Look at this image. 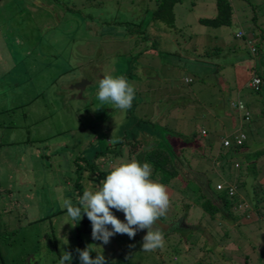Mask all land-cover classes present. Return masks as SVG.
<instances>
[{"label":"rangeland","instance_id":"1","mask_svg":"<svg viewBox=\"0 0 264 264\" xmlns=\"http://www.w3.org/2000/svg\"><path fill=\"white\" fill-rule=\"evenodd\" d=\"M144 1L0 0V106L17 108L0 113V264H59L66 252L73 259L65 264H80L76 250L88 245L103 252L106 264H243L244 257L246 264H264V217L253 214L250 203L252 185L264 186V156L256 161L258 181L252 173L242 176L237 196L248 207L236 210L241 218H210L195 204V181L204 188L208 181L222 195L216 184L233 182V162L245 160L217 148L239 126L230 101L251 103L252 120L244 125L253 128L249 152L264 150V124L254 120L258 96L247 86L253 69L264 71V33L256 27L264 30V0H233L232 23L219 28L198 23L215 15V0H179L173 27L152 20L153 7ZM238 31L244 36L237 38ZM105 75L124 76L134 87L129 109L97 99ZM83 80L78 92L74 85ZM202 127L215 130L204 155L187 144L200 138ZM153 131L174 133L187 147L176 157L181 179L170 183L184 187L189 179L190 190L184 197L167 189L170 206L161 217L174 222L172 234L153 252L142 250L146 230L134 238L116 234L108 244L94 241L86 214L73 221L62 207L63 199L76 201L81 175L83 192L104 180L87 181L84 170L72 171L75 158L89 159L95 147L102 170L136 161L133 135ZM186 163L197 171H183ZM112 211L124 221L122 212ZM178 217L190 231L180 229Z\"/></svg>","mask_w":264,"mask_h":264},{"label":"clouds","instance_id":"2","mask_svg":"<svg viewBox=\"0 0 264 264\" xmlns=\"http://www.w3.org/2000/svg\"><path fill=\"white\" fill-rule=\"evenodd\" d=\"M238 33H240V35ZM235 36L240 38L244 36V33L242 31H238ZM247 43H250V41ZM251 80L247 84V86L250 88H252L249 85ZM96 95L100 102L110 103L116 109L125 111L132 105V101L135 98V89L129 84L127 78L124 76L113 77L111 75H105L99 81L98 92ZM232 102L230 101L229 103ZM237 102H240L243 105V102ZM243 111L244 109L240 111L241 114ZM150 134H152V132ZM166 135H162V138L166 139ZM192 138L194 139V137ZM180 140L183 141L182 139ZM142 141L143 138L140 137V142ZM140 142H137L136 145H140ZM131 143H134V140H132ZM190 143H192V145L189 146L190 148L195 147L194 149L200 152V147L203 148L205 146V144H203V134L200 135V138H195L194 141ZM178 144L182 145L180 141ZM142 146L143 145H141V148L139 149L140 153L143 152ZM157 148L167 151L172 157L171 160L175 158H173L171 154L172 151L170 153L164 148ZM139 150H137V152ZM199 152L196 153L202 154ZM108 162H111V160ZM172 164L177 170L175 162L172 161ZM185 168L187 171H190L188 170L190 166H188L187 163ZM103 171L109 173L101 182V186L94 191L85 190L78 198L79 206H74L72 200L70 199H63L62 207L66 209L68 217H70L73 221H80L82 219V214H86L92 225V239L94 241H100L102 244H108L110 242V238L116 234H126L129 238H134L138 231L146 230V234L143 236L142 250L145 252H153L159 248H162L165 243L164 235L172 234V230H174V222H166L161 219V217L167 214L169 209L170 196L165 185L151 179V165L147 162H143V164H141L136 158V161L131 160L113 167L111 166L110 169ZM188 180L189 179H187V181ZM195 182L197 183V187L201 188L200 192L204 194V187L200 186L197 181ZM221 185L223 184L219 183L216 185V187L221 188ZM211 192L214 194V198H210V196H206L205 194L204 195L212 203L221 204V201H219L216 193L213 191ZM234 193V186L229 185L227 190L228 197L232 198ZM238 200L240 202H234V204H236L234 205V208L236 210H246L248 207L247 204H245L246 206L243 207L244 201H242L240 198H238ZM113 209L124 214V221H121L116 215H114L112 211ZM158 220L162 223L168 224L169 227L165 231L162 230L161 225L157 224ZM181 220L183 221V227H187L185 225L186 220L184 221L183 218ZM76 251L79 255L80 264H106V258L103 255V252L101 253L99 251L98 247L88 245L85 249H77ZM93 252L96 253L95 258H93L91 255ZM72 259V254L70 252H66V254L61 256L59 264H65V261L70 262Z\"/></svg>","mask_w":264,"mask_h":264},{"label":"trees","instance_id":"3","mask_svg":"<svg viewBox=\"0 0 264 264\" xmlns=\"http://www.w3.org/2000/svg\"><path fill=\"white\" fill-rule=\"evenodd\" d=\"M232 1L233 0H215V9H216L215 15L211 18H199L198 23H200L203 26L211 27V28L230 26L232 23V20H233L232 9L234 8ZM144 2L146 4L147 9L150 5H151V7H153L150 11V15H151L152 20L157 21V22H162L165 25H168V27H173L174 20H175L173 8H174V5L179 2V0H145ZM245 2H247V1H245ZM98 5H99V3H98ZM247 6L250 9V11H252V12L254 11L252 8V4L248 3ZM255 19L256 18H255V14H254L251 17V20L256 23ZM256 27L261 31V33H264V30L262 27H258V26H256ZM262 37L263 36H261V38ZM253 38L256 39L258 37L255 35V36H252V39ZM247 41H250V40H247ZM255 50L257 53L262 52V47L259 43L255 44ZM252 77H257L260 80V83H259L258 88L256 90L249 87L251 89V91L256 93V95L258 96V98H257L258 100L255 99V102L259 101L258 113H257L256 117L254 118V120L258 119L259 123L264 124V89H262V86H264V71L262 73L258 69H253ZM189 80L190 79H188L187 81H189ZM250 104L251 103H243L244 111L241 114L240 111H238L236 108H233L231 103H229V106L232 109V111L236 112L238 114V116H236V117L238 118L239 126L237 129L233 130L229 134H224L220 138V140H219L220 142L217 145V148L219 150L220 149L225 150L226 156L241 155L242 157L245 158V160L241 161L242 166H241L239 161L233 162L234 163L233 170L236 171V172H234V174H235L234 179L235 180L233 181L231 179L233 182L229 181L228 184H226L224 186L221 185V188L215 187L216 191H218V192L220 191V193H222V195H220L216 192V196L219 198V201H221V204L212 203L204 194H202L200 192L201 188L198 187L197 192H198L199 196H198V198H195V200H196L195 204L199 205V207L202 209V211H204L206 214H208L210 218H213L216 214L220 215L222 218H226V217H229L230 219H237V217L241 218L242 217L241 215L237 216V214H236V209L234 208V205H236V204H234V202H236V203L240 202L237 198V194L240 193L238 191V189L240 187L243 188L244 184H245V182L242 180V176H243V174L245 175L247 173H252L253 177L255 176L254 178L256 179V181H258L256 161L259 159V157L264 156V150L258 149L255 152H249L251 145H248L247 138H248L250 131H252L253 128L252 127L247 128L244 125L247 124V123H245L246 121L250 122L252 120V115H251L250 110H249V107L251 106ZM16 109L17 108H15V107H6V106L2 107V106H0V113H7V112L10 113L11 111H16ZM245 112L247 113V116L245 115ZM246 118H248V119H246ZM137 124H140V122H137ZM24 127L28 128V125H26V123H24ZM244 127H245V129H244ZM203 128L204 127H202L200 129V135L203 134V142H204V144L207 145V146H204V148H206V152H210L212 150L211 148H212V144H213V139L212 138L207 139V138H208L210 131L212 133H215L214 132L215 130H213L211 128H210V130L206 129V128L203 129ZM248 131H249V133H248ZM239 134H243L244 139L241 141L240 144H237L236 138L239 136ZM134 137H136V136L133 135L132 140L135 139ZM26 138H28V137H26ZM224 138H226L229 141L228 146L223 145L222 139H224ZM249 138H250V135H249ZM40 141H42V140H40ZM136 143H137L136 141H134V143H131L132 152H134L133 148H135L137 146ZM100 154H102V153H100L99 151L93 150V154L89 157V159H86L84 157H76L74 162H73L74 163V169L72 171H77L79 174H82L81 171L84 170L85 174L87 175V177H86L87 181L99 182L100 180L105 179L109 172L103 171L102 170L103 166L101 167L100 164H98L97 160L99 161L98 157ZM136 158H137V160L140 159V161H142L144 163L147 162L148 164L151 165V168H152L151 179H155V180H157V182L165 185L166 189H168V188L173 189L176 192L179 191L181 194H182V192H184L183 196L184 197L187 196V193L190 190L189 189V182L186 181V183H184V187L178 186L174 183H170V180H174L175 177H179L180 179H181V177L179 176L180 173H178V171L175 169L174 165L172 164V160H171L172 157L169 155V153L167 151L161 150L160 148H154V149H150V150L141 152ZM251 158H253L254 160L252 161ZM241 167H242V169H241L242 171L240 172ZM261 172H263V171H261ZM93 175H94V177H92ZM81 176L79 179L77 178L75 180V188L77 190L78 197L76 198V201L73 202V205L75 204L74 206H79L78 205V198H79V196H81L83 194L82 187H80ZM206 183L208 185V189L211 190V186L209 185V182L207 181ZM217 184H219V183H217ZM232 184H234L235 193H234V195H232V198H229L227 195V190L229 188V185H232ZM252 188H253V192H252V196L250 197V203L253 206V209L255 210V212L253 214H255L257 217H259V216L264 217V186L261 183H259V181H258L257 183L252 185ZM217 189H219V190H217ZM177 200H179V199H177ZM246 211H247V209L244 210L243 213H245ZM220 229L224 230L223 233L225 235L228 232V230L223 226ZM206 248H207V246L203 245V252L209 251V249H206ZM246 262H247V258L244 257L243 264H246ZM201 263H202L201 261H199V262L195 261V264H201ZM203 264H207V263L203 262ZM232 264H235V263H232Z\"/></svg>","mask_w":264,"mask_h":264},{"label":"crops","instance_id":"4","mask_svg":"<svg viewBox=\"0 0 264 264\" xmlns=\"http://www.w3.org/2000/svg\"><path fill=\"white\" fill-rule=\"evenodd\" d=\"M186 105L184 107L191 106V105H187V106ZM162 135H166V134L165 133L163 134L162 132L157 134L156 131H153L152 134H150V133L143 134L142 132H140V133L134 134V136H139V137H136V138L134 137L135 138L134 141L140 142V137L143 138V141L145 142V145L142 142H140L141 144L138 146V149H140L141 148L140 146L143 145L142 147H145V148L147 147L149 150L157 148V147H161V148H164V149L168 150L169 152L172 151V153L171 152L170 153L172 154L173 158L175 157L172 161L175 162V165L176 164H178V165L181 164L180 162L177 161L176 157H180L182 151L184 149H186L187 147L183 143H182V145H179L178 143H176V141L179 140L180 138L175 136L174 134L166 135L165 136L166 139L162 138ZM190 145H192V143H189V146ZM94 151H95V147H94ZM200 152L203 155L206 154V148H204V147L201 148L200 147ZM139 154H140V150L137 152V155H135V156H138ZM181 160H183V162H184V158H182ZM138 162L143 164V162L140 161V159L138 160ZM182 169L184 171V169H186V168L182 167ZM188 170L194 171V172L197 171V169L194 168V167H190V168H188ZM168 190L170 191V193L174 192L173 189H169L168 188ZM175 194H176V191H175ZM186 214H187V212H186ZM183 220L185 221V218H183Z\"/></svg>","mask_w":264,"mask_h":264},{"label":"built area","instance_id":"5","mask_svg":"<svg viewBox=\"0 0 264 264\" xmlns=\"http://www.w3.org/2000/svg\"><path fill=\"white\" fill-rule=\"evenodd\" d=\"M259 83H260V80L257 77H253L249 85L252 88L257 89ZM231 105H232L233 108H236L238 111L243 110V105L240 102H236V103L232 102ZM245 115L247 116L246 112H245ZM243 139H244V135L243 134H239V136L236 138V143L240 144ZM222 143H223L224 146H228L229 145V141L226 138L222 139Z\"/></svg>","mask_w":264,"mask_h":264},{"label":"water","instance_id":"6","mask_svg":"<svg viewBox=\"0 0 264 264\" xmlns=\"http://www.w3.org/2000/svg\"><path fill=\"white\" fill-rule=\"evenodd\" d=\"M85 84H86V82L83 80L82 82H80V83H76L75 85H74V87L75 88H77V90L79 91V92H81L80 90H83L84 89V86H85ZM168 115V116H167ZM169 115H170V113L168 112V110L166 111V113H165V115H164V117H166L167 116V119L169 118ZM142 143L145 145V142L144 141H142ZM142 150L143 151H147V150H149L147 147L145 148V147H143L142 148ZM203 193L207 196V193H209V196H210V198H213L212 196H214V194L211 192V191H209V189H208V185L206 184V187L203 189ZM211 193V194H210ZM212 195V196H211ZM157 224H159V225H161V228H162V230H166L169 226H168V224H165V223H162L161 221H157ZM174 224V223H173Z\"/></svg>","mask_w":264,"mask_h":264},{"label":"flooded vegetation","instance_id":"7","mask_svg":"<svg viewBox=\"0 0 264 264\" xmlns=\"http://www.w3.org/2000/svg\"><path fill=\"white\" fill-rule=\"evenodd\" d=\"M186 212V211H185ZM180 218V217H179ZM183 217H181V219H182ZM187 227H180V229H183V230H187V231H190V230H188V229H186ZM164 233V232H163Z\"/></svg>","mask_w":264,"mask_h":264}]
</instances>
